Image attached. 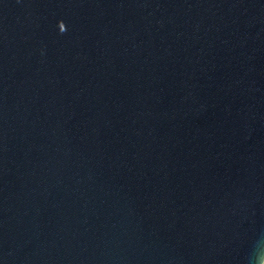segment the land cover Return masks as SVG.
<instances>
[{
  "label": "water",
  "instance_id": "obj_1",
  "mask_svg": "<svg viewBox=\"0 0 264 264\" xmlns=\"http://www.w3.org/2000/svg\"><path fill=\"white\" fill-rule=\"evenodd\" d=\"M0 264H264V0H0Z\"/></svg>",
  "mask_w": 264,
  "mask_h": 264
}]
</instances>
